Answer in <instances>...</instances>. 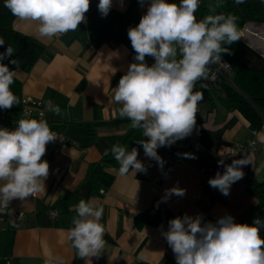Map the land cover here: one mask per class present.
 Listing matches in <instances>:
<instances>
[{
	"label": "crops",
	"instance_id": "1",
	"mask_svg": "<svg viewBox=\"0 0 264 264\" xmlns=\"http://www.w3.org/2000/svg\"><path fill=\"white\" fill-rule=\"evenodd\" d=\"M98 3L99 0H90L86 22L77 30L52 38L39 36L38 22L13 18V29L23 38L17 50L22 63L15 70L21 99L58 105L60 115L49 108L45 120L62 131L70 143L52 158L58 174L54 176L49 171L45 191L24 201H11L0 230V264H53L56 257L62 258L64 264H176L162 235L174 217L202 215V223H215L231 215L234 222L249 225L257 217L264 220V207L249 194L248 185L249 180L264 181V125L254 134L238 111L223 105L221 90L209 89L206 94L198 82L194 91L202 92L203 99L197 106L195 128L183 140L157 149L165 161L163 168L145 156L141 145L137 159L147 172L130 170L121 175L118 162L105 163L103 169L113 182L107 190H100V197L90 196L86 180L89 168L107 159L113 144L122 146L131 131L128 119L118 116L121 105L113 102V89L129 65L137 62L127 33L146 14L150 0H145L143 6L139 0H113L106 17L100 14ZM240 36L244 44L264 57V23H247ZM145 62L148 66L155 63L150 56ZM19 119L20 113L0 110V128L8 124L13 130ZM253 140L257 144L251 152L248 145ZM237 146L241 150L234 159L246 156L251 162L242 168L243 179L231 186L225 202L205 205L199 166ZM105 149H109L108 155ZM185 153L195 158H186ZM177 186L186 190L185 195H171L164 201L165 190ZM81 199L104 209L100 223L106 246L99 258H80L68 239L76 216L75 205ZM154 202L166 207L169 220L163 217L161 226L137 228L135 217ZM17 213H23L20 221L16 220ZM260 235L264 238V228Z\"/></svg>",
	"mask_w": 264,
	"mask_h": 264
},
{
	"label": "clouds",
	"instance_id": "2",
	"mask_svg": "<svg viewBox=\"0 0 264 264\" xmlns=\"http://www.w3.org/2000/svg\"><path fill=\"white\" fill-rule=\"evenodd\" d=\"M112 2L99 0L102 17L109 14ZM139 3L143 6L145 0ZM235 3L242 4L244 0H235ZM199 5L200 0H179L178 4L150 0L146 14L127 33L137 62L129 65L113 89V102L121 105L118 116L128 119L131 128L143 130L147 139L138 143L145 156L155 160L161 169L165 161L157 149L183 140L195 128L197 106L203 99L202 92L194 91L197 82L208 79L210 65L222 63V54L229 53L225 45L240 39L238 17L221 13L197 20L195 13ZM4 6L19 20L38 22L40 37L52 38L75 31L86 22L90 0H4ZM4 43L0 38V46ZM12 54L13 49L8 46L0 53V61ZM146 56L153 57L155 63L148 66ZM10 63L16 64V60ZM15 75V71L0 63V109H11L20 103L10 87ZM48 105L53 113L60 115L58 105L51 101ZM57 139L44 119L21 118L13 130L0 128V181H3L0 213L7 214L13 199L24 201L45 191L49 163L42 157L47 145ZM110 152L120 165L121 175L130 170L147 172L137 159V148L128 151L117 143L111 146ZM108 154L109 149H105V155ZM183 155L195 158L193 154ZM250 163L246 156L227 165L223 159L219 160L218 165L225 170L210 178L209 186L228 196L231 186L243 179V166ZM185 192L178 186L166 189L162 199L166 201L171 195L183 197ZM103 211L102 206L91 200L81 199L75 205L76 216L72 219L73 227L68 230V239L80 258H99L106 246L104 226L100 223ZM202 220V215L187 214L169 220L168 230L162 235L174 253L176 264H264V238L260 235L264 220L257 217L251 225L236 223L231 215L215 223H202ZM53 264H64V261L56 257Z\"/></svg>",
	"mask_w": 264,
	"mask_h": 264
},
{
	"label": "trees",
	"instance_id": "3",
	"mask_svg": "<svg viewBox=\"0 0 264 264\" xmlns=\"http://www.w3.org/2000/svg\"><path fill=\"white\" fill-rule=\"evenodd\" d=\"M167 2L178 4L179 0H167ZM217 4H219L218 7ZM221 13L238 17L237 30L240 39L231 45H225L229 48V53L222 54V58L232 68L233 82L237 90L227 85L223 86L220 89L222 91L220 99L227 109L238 111L255 130L264 125V57L244 44L240 33L247 23H264V0H244L242 4L235 3V0H200L195 15L197 20H201L207 15ZM13 18L14 16L4 6V0H0V38L5 41L4 45L0 46V53L5 52L8 46L13 49V54L0 63L15 71L22 63L21 58L17 55V50L22 44L23 38L13 29ZM11 60H16V64L10 63ZM198 83L202 85V80ZM10 87L14 95L19 98L20 103L7 109L5 113L11 111V113L19 115V113L21 114V85L15 77L14 83ZM208 91L209 89L202 87V92L208 94ZM128 122L131 123L129 120ZM145 138L142 129L131 128L122 146L128 150L132 147L140 148L141 145L138 141ZM105 163L115 165L117 161L110 155L101 164H93L89 168L86 180L89 184L91 197H100V190H107L113 182V177L103 169ZM248 185L249 194L259 200L261 206L264 207V181L249 180ZM163 217L169 220L168 210L154 202L148 210L135 217L134 223L137 228L147 225L161 226L164 222Z\"/></svg>",
	"mask_w": 264,
	"mask_h": 264
},
{
	"label": "built area",
	"instance_id": "4",
	"mask_svg": "<svg viewBox=\"0 0 264 264\" xmlns=\"http://www.w3.org/2000/svg\"><path fill=\"white\" fill-rule=\"evenodd\" d=\"M179 58V57H178ZM222 63H227L228 65L217 63L214 65H210L208 68V79L202 80V85H207V89L213 91H219L223 86L227 85L233 89H236L233 82V71L230 64L221 57ZM5 113V109H0ZM49 110V105L43 104L40 101H34L30 98L21 99V118L25 119H44L45 114ZM11 125H4L1 128L10 129ZM50 129L57 134L58 139L54 142H50L46 147V154L42 157V160H46L49 163V171L52 175L57 176L58 169L53 168L51 160L52 158L59 153V150L62 146L69 144L70 139L59 129L49 126ZM256 134V130L254 131ZM257 142L255 140L251 141L248 145V148L251 152L256 150ZM241 150V147L237 146L231 149H228L218 157L213 158L207 162L202 163L199 166V173L201 176V187H202V201L205 205L211 206L216 203H222L227 200V196H224L220 193L218 189H214L209 186L208 180L210 178H214L217 172L223 174L224 167L218 165V161L223 159L225 165L230 164L234 158H236L238 152ZM11 202L9 204V209L7 210V214L0 213V230L2 227V223L7 217L8 213L11 209ZM51 216L54 217L55 213L52 212ZM23 217V213L16 214V220L20 221ZM7 264H12L8 261Z\"/></svg>",
	"mask_w": 264,
	"mask_h": 264
},
{
	"label": "water",
	"instance_id": "5",
	"mask_svg": "<svg viewBox=\"0 0 264 264\" xmlns=\"http://www.w3.org/2000/svg\"><path fill=\"white\" fill-rule=\"evenodd\" d=\"M237 90V89H236Z\"/></svg>",
	"mask_w": 264,
	"mask_h": 264
}]
</instances>
